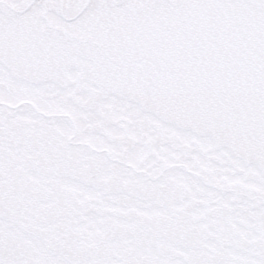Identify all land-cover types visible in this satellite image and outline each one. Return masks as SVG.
<instances>
[{"label": "snow or ice", "instance_id": "6c2138e0", "mask_svg": "<svg viewBox=\"0 0 264 264\" xmlns=\"http://www.w3.org/2000/svg\"><path fill=\"white\" fill-rule=\"evenodd\" d=\"M0 264H264V0H0Z\"/></svg>", "mask_w": 264, "mask_h": 264}]
</instances>
